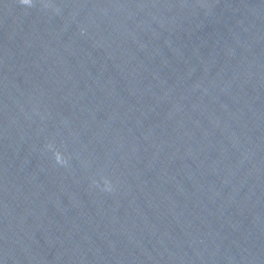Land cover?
<instances>
[{
    "label": "water",
    "instance_id": "water-1",
    "mask_svg": "<svg viewBox=\"0 0 264 264\" xmlns=\"http://www.w3.org/2000/svg\"><path fill=\"white\" fill-rule=\"evenodd\" d=\"M0 264H264V0H0Z\"/></svg>",
    "mask_w": 264,
    "mask_h": 264
}]
</instances>
